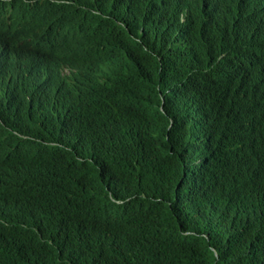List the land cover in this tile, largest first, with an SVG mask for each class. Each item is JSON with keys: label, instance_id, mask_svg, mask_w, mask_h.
Instances as JSON below:
<instances>
[{"label": "trees", "instance_id": "16d2710c", "mask_svg": "<svg viewBox=\"0 0 264 264\" xmlns=\"http://www.w3.org/2000/svg\"><path fill=\"white\" fill-rule=\"evenodd\" d=\"M61 1L0 2V264H264V0Z\"/></svg>", "mask_w": 264, "mask_h": 264}, {"label": "clouds", "instance_id": "9594fccd", "mask_svg": "<svg viewBox=\"0 0 264 264\" xmlns=\"http://www.w3.org/2000/svg\"><path fill=\"white\" fill-rule=\"evenodd\" d=\"M1 2V0H0ZM27 3L33 5L36 3L50 2L56 4L54 7L43 8L45 14L49 16L62 15L60 6L61 0H26ZM9 16L4 29L5 38L0 42V64L10 71H13L19 62V55L27 51L34 44H42L43 42L38 38V34L45 29L46 21L41 24L36 23L35 18L31 13H24L11 7ZM15 52V54H13ZM0 88L17 97L21 104H27L32 101L30 96L13 90L8 84H0ZM11 126L8 122L0 119V150L2 142L5 138V131L10 130Z\"/></svg>", "mask_w": 264, "mask_h": 264}, {"label": "bare ground", "instance_id": "6f19581e", "mask_svg": "<svg viewBox=\"0 0 264 264\" xmlns=\"http://www.w3.org/2000/svg\"><path fill=\"white\" fill-rule=\"evenodd\" d=\"M63 1H64V0H63ZM66 1H67V0H66ZM70 1H71V0H70ZM71 2H72V1H71ZM51 5H52V4H51ZM64 5H67V4H64ZM64 5H63V6H64ZM71 5H73V4H71ZM80 5H81V4H80ZM63 6H62V8H64ZM76 6H77V5H76ZM53 7H54V6H53ZM66 8H68V10H69V7L66 6V7H65V10H63L64 12H65V11L67 12ZM72 8H73V7H72ZM75 9H76V8H75ZM61 11H62V10H61ZM63 11H62V12H63ZM69 11H70V10H69ZM72 11H73V10H72ZM69 13H70V12H69ZM69 13H68V14H69ZM64 14L67 15V13H64ZM70 15H71L70 17H72L74 14H70ZM75 15H76V14H75ZM68 16H69V15H68ZM8 17H10V16H8ZM8 17H7V18H8ZM64 17H67V16H64ZM62 18H63V16H62ZM74 18H75V16H74ZM1 19H2V18H1ZM66 22H69V21H66ZM251 63H252V62H251ZM0 90L2 91L1 88H0ZM185 215H186V214H185ZM194 215H195V214H194ZM223 230H225V229H223ZM200 241H201V239H200ZM172 250H174V248H172Z\"/></svg>", "mask_w": 264, "mask_h": 264}]
</instances>
